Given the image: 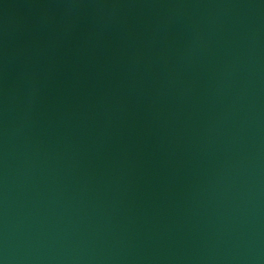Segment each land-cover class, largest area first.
Returning <instances> with one entry per match:
<instances>
[{
	"label": "water",
	"instance_id": "obj_1",
	"mask_svg": "<svg viewBox=\"0 0 264 264\" xmlns=\"http://www.w3.org/2000/svg\"><path fill=\"white\" fill-rule=\"evenodd\" d=\"M0 264H264V0H0Z\"/></svg>",
	"mask_w": 264,
	"mask_h": 264
}]
</instances>
